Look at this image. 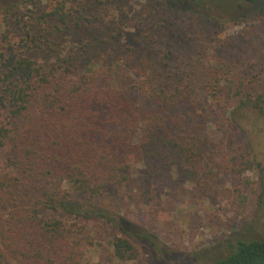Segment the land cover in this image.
Listing matches in <instances>:
<instances>
[{
    "label": "rangeland",
    "instance_id": "374dc122",
    "mask_svg": "<svg viewBox=\"0 0 264 264\" xmlns=\"http://www.w3.org/2000/svg\"><path fill=\"white\" fill-rule=\"evenodd\" d=\"M4 4L9 9L0 8V46L12 45L46 71L59 70V56L69 62L62 68L115 70L137 105L144 101L130 78L140 60L154 63L168 91L187 85L199 99L210 72L224 69L220 89L232 99L224 110L204 103L210 153L198 160V175L193 181L174 173L147 180L141 165L127 184L107 189L93 206L122 222L138 251L117 260L111 241L121 235L118 227L83 221L89 244L84 264H212L237 241L264 240V111L236 110L244 118L237 119L240 127L228 115L244 97L262 95L264 101V4L239 21L228 9L222 20L207 21L149 0H69L66 25L53 13L56 0Z\"/></svg>",
    "mask_w": 264,
    "mask_h": 264
},
{
    "label": "trees",
    "instance_id": "16d2710c",
    "mask_svg": "<svg viewBox=\"0 0 264 264\" xmlns=\"http://www.w3.org/2000/svg\"><path fill=\"white\" fill-rule=\"evenodd\" d=\"M0 1L14 6L35 0ZM149 1L207 21L222 20L225 9L236 13L232 21H239L264 4V0ZM68 2L56 0L53 12L63 25ZM243 7L247 10L238 15ZM0 8L3 13L9 9L5 4ZM59 59L55 60L59 70L46 71L12 45L0 46V264H84L88 229L81 222L98 220L121 233L111 241L114 258H133L138 249L124 224L93 202L107 189L127 184L141 165L147 180L174 173L193 181L198 160L210 153L204 103L224 110L232 99L230 92L220 89L225 81L221 65L210 72L199 99L187 85L168 91L154 63L140 60L130 78L132 90L144 101L137 105L115 70L94 64L70 70L60 66L68 60ZM263 103L262 95L244 97L230 108L229 119L239 126L237 119L243 116L237 118L236 110L263 113ZM63 184L70 191H64ZM75 192L88 204L73 199ZM226 255L212 264H264V240L237 241Z\"/></svg>",
    "mask_w": 264,
    "mask_h": 264
}]
</instances>
